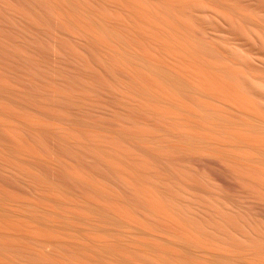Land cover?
Segmentation results:
<instances>
[{
    "label": "bare ground",
    "instance_id": "bare-ground-1",
    "mask_svg": "<svg viewBox=\"0 0 264 264\" xmlns=\"http://www.w3.org/2000/svg\"><path fill=\"white\" fill-rule=\"evenodd\" d=\"M0 264H264V0H0Z\"/></svg>",
    "mask_w": 264,
    "mask_h": 264
}]
</instances>
